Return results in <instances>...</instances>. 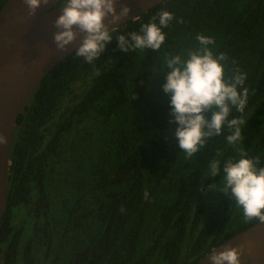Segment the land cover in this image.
Segmentation results:
<instances>
[{"label":"trees","instance_id":"trees-1","mask_svg":"<svg viewBox=\"0 0 264 264\" xmlns=\"http://www.w3.org/2000/svg\"><path fill=\"white\" fill-rule=\"evenodd\" d=\"M162 8L175 19L161 49L118 48L117 35L139 32ZM110 31L99 60L88 64L73 50L17 116L0 264H196L258 222L245 223L231 196L213 187L219 174L206 176L213 159L241 149L264 166V0H165ZM198 34L226 54L229 74L246 73L248 98L230 116L245 121L238 145L222 129L189 158L171 138L161 69L169 54L198 48Z\"/></svg>","mask_w":264,"mask_h":264},{"label":"clouds","instance_id":"clouds-1","mask_svg":"<svg viewBox=\"0 0 264 264\" xmlns=\"http://www.w3.org/2000/svg\"><path fill=\"white\" fill-rule=\"evenodd\" d=\"M118 0H61V14L53 21L57 29L53 42L57 51L66 52L67 46L83 33L82 41L74 49L77 57L92 64L107 50L113 35L104 23L115 24L131 11ZM28 17L35 14L38 7L47 5L49 0H23ZM110 17V19H108ZM175 19L172 12L161 9L148 23L141 24L139 32H130L128 37H115L118 48L125 53L133 50L161 49L166 39L163 31ZM199 47L185 49L183 54L171 55L165 59L166 82L162 85L165 94L170 95V125L172 137L178 142L186 157H192L203 149L207 141L229 132L228 145H238L243 139L241 126L245 121L231 117L233 109L243 113L247 106L248 89L245 87L246 73L239 68L228 72L226 54H215L209 45H215L210 36L198 34ZM5 136L0 134V145ZM11 162H9L10 164ZM242 149L237 158H227L221 163L213 159L208 165V176L220 175L222 184L215 185L220 192L230 195L238 208L242 209L245 223L256 220L264 223V166ZM219 180V181H220ZM246 252L245 245L225 247L208 256L210 264H241L240 257Z\"/></svg>","mask_w":264,"mask_h":264},{"label":"water","instance_id":"water-1","mask_svg":"<svg viewBox=\"0 0 264 264\" xmlns=\"http://www.w3.org/2000/svg\"><path fill=\"white\" fill-rule=\"evenodd\" d=\"M164 1L118 0L116 11L119 12L121 3L127 4L131 9L128 16L115 24H108L107 19L104 23L110 30L115 29ZM57 2L49 0L31 17L23 0H7L0 8V134L6 141L0 145V220L6 199L8 153L17 116L42 78L82 41L83 33H78L66 52L57 51L52 35L57 31L53 21L62 11L58 9L60 6L54 7ZM241 244L246 248L240 257L241 264H264V223L257 222L226 239L196 264H210L208 256L213 252Z\"/></svg>","mask_w":264,"mask_h":264}]
</instances>
